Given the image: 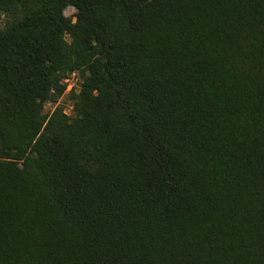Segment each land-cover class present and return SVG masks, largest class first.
<instances>
[{
    "label": "trees",
    "instance_id": "trees-1",
    "mask_svg": "<svg viewBox=\"0 0 264 264\" xmlns=\"http://www.w3.org/2000/svg\"><path fill=\"white\" fill-rule=\"evenodd\" d=\"M3 16L0 264H264V0Z\"/></svg>",
    "mask_w": 264,
    "mask_h": 264
},
{
    "label": "built area",
    "instance_id": "built-area-1",
    "mask_svg": "<svg viewBox=\"0 0 264 264\" xmlns=\"http://www.w3.org/2000/svg\"><path fill=\"white\" fill-rule=\"evenodd\" d=\"M82 76L79 71H74L72 73L67 74L64 78L63 83L66 85V91L63 97H66L74 90H78L82 83ZM62 97V98H63ZM69 103L64 108V113L68 116H73V102L71 100H67Z\"/></svg>",
    "mask_w": 264,
    "mask_h": 264
},
{
    "label": "rangeland",
    "instance_id": "rangeland-1",
    "mask_svg": "<svg viewBox=\"0 0 264 264\" xmlns=\"http://www.w3.org/2000/svg\"><path fill=\"white\" fill-rule=\"evenodd\" d=\"M75 9L72 7L67 8L66 10V16L69 18H73L75 16ZM8 21L9 19L6 16H3L2 19L0 20V31L3 30L4 28H6V26L8 25ZM67 40L70 41V38L67 37ZM68 99L66 97H63L61 99H59L58 103H48L45 105V109H44V113L45 114H51L54 109H56L57 107H62L65 108L66 105H68Z\"/></svg>",
    "mask_w": 264,
    "mask_h": 264
}]
</instances>
